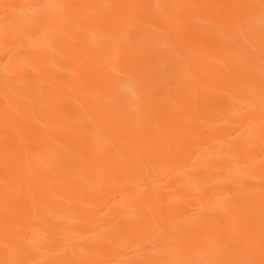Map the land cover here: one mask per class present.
<instances>
[{
	"label": "bare ground",
	"instance_id": "bare-ground-1",
	"mask_svg": "<svg viewBox=\"0 0 264 264\" xmlns=\"http://www.w3.org/2000/svg\"><path fill=\"white\" fill-rule=\"evenodd\" d=\"M0 264H264V0H0Z\"/></svg>",
	"mask_w": 264,
	"mask_h": 264
}]
</instances>
